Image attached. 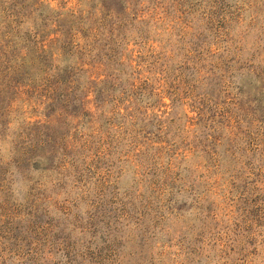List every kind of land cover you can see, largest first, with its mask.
<instances>
[{
	"label": "rangeland",
	"instance_id": "374dc122",
	"mask_svg": "<svg viewBox=\"0 0 264 264\" xmlns=\"http://www.w3.org/2000/svg\"><path fill=\"white\" fill-rule=\"evenodd\" d=\"M77 17L94 82L156 60L179 91L45 104ZM0 264H264V0H0Z\"/></svg>",
	"mask_w": 264,
	"mask_h": 264
},
{
	"label": "trees",
	"instance_id": "16d2710c",
	"mask_svg": "<svg viewBox=\"0 0 264 264\" xmlns=\"http://www.w3.org/2000/svg\"><path fill=\"white\" fill-rule=\"evenodd\" d=\"M77 24H80V27L82 29L76 31L81 36L83 43L82 45L81 43L79 44L80 46L76 48V51L81 53V59L84 60H81L78 64L68 62L64 69L58 68L54 70V72H56L57 74L55 75L53 82L57 83L51 84L50 96H46L47 100L46 102H44L45 104L52 107H57L60 113L70 114L76 118H83L86 120L90 119L91 121H94L97 114H106V108L110 103L111 97H103V94L109 93L113 96H117L118 94V97H113L112 99L114 103V108L112 111L114 114H112V112H109V117L111 119L114 117V122L116 119H122L126 121L135 119L136 112H133V114L131 115L129 114L130 110H128L127 108H124L126 111L125 114L121 113L120 98L125 97L126 103L128 104L131 102V100L133 101V99H138L133 92L135 85L131 84L130 81H136L139 79L136 78V74L138 75L137 71H139L140 68L146 69L144 73H146L147 76L143 78L144 83L142 84L147 93H149L146 97L150 99L157 98V100L159 101L162 98V94L166 95V93H168L169 90L167 89L179 91L178 88L171 86L167 82V80H158L159 76L160 78H167L169 65H166L165 67L163 64L160 65V62L156 60H152L151 65L149 66H143L144 64L141 66V64L139 65L136 63L137 60L135 61L133 60V58H130V65H127V71L125 69H121L119 75L115 74L116 72H112L111 76H108V79H105L101 82H94V76L89 75V73H92L95 69H97V66L94 64L90 65L85 62L86 58L94 61L91 48L96 43V41H91L90 44L93 29H85V21L82 18L77 17L76 20H72L68 24L64 21H61L60 24H58V29L55 30V33L57 35H60L61 38H67L63 40L64 44L66 43V40H68L67 43L71 44L72 35ZM83 45L84 47H82ZM85 47H89V50L84 51ZM38 50L39 53L48 51L44 47L38 48ZM63 50H66V48H63ZM65 55L73 54L72 51H66ZM166 58L168 57H165V59ZM133 62L135 63V66L132 65ZM129 71L131 73L130 76L128 75ZM81 75H87L88 77L84 79ZM109 78H112V80L109 81ZM115 82H118L117 86H115ZM158 84L160 85V87L158 86ZM91 96L93 97V99L90 98ZM168 97H170L173 106L175 98H172V96ZM122 105L123 107H125V104ZM129 109H132V107L130 106ZM134 111H137V109H134ZM184 115L187 119H190L186 112L184 113ZM129 116L130 118L128 119ZM160 120V122H162V119Z\"/></svg>",
	"mask_w": 264,
	"mask_h": 264
}]
</instances>
